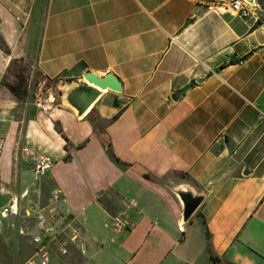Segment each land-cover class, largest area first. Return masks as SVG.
<instances>
[{
  "label": "crops",
  "instance_id": "crops-1",
  "mask_svg": "<svg viewBox=\"0 0 264 264\" xmlns=\"http://www.w3.org/2000/svg\"><path fill=\"white\" fill-rule=\"evenodd\" d=\"M251 4L243 17L194 0H0V193L35 206L27 231L52 212L80 229L49 264H264V9ZM11 58L34 78L24 102L4 84ZM88 70L112 72L121 91L77 116L53 84ZM38 157L53 159L48 176L22 187L18 158ZM172 178L205 195L184 224L158 181ZM6 203L0 227L14 223ZM8 255L0 264H15Z\"/></svg>",
  "mask_w": 264,
  "mask_h": 264
},
{
  "label": "built area",
  "instance_id": "built-area-1",
  "mask_svg": "<svg viewBox=\"0 0 264 264\" xmlns=\"http://www.w3.org/2000/svg\"><path fill=\"white\" fill-rule=\"evenodd\" d=\"M196 3L205 6L207 11L215 13H235L243 17L253 14L256 16V9L252 10L251 1L246 0H194ZM30 105H34L44 111L48 110V106L44 99L35 97L33 94L30 98ZM53 161L48 158L38 157L33 161L32 178L35 179L39 174H42L46 169L50 168ZM52 198L58 196V190L51 191ZM22 198L21 191L9 200V203L3 207L2 214L10 217L17 223V233L26 234L30 237L32 243L31 254L23 261L15 264H49L51 260L52 251L58 254H65L71 245L77 241L80 229L77 226H71L69 219H62L56 212H52V222L41 225L37 231H26L21 227L20 219L25 215H32L36 209L35 206H30L26 211L22 212L20 209V202ZM70 225L69 232L65 233L64 228ZM127 222L119 214L112 216V227L115 230H122L126 228Z\"/></svg>",
  "mask_w": 264,
  "mask_h": 264
},
{
  "label": "water",
  "instance_id": "water-1",
  "mask_svg": "<svg viewBox=\"0 0 264 264\" xmlns=\"http://www.w3.org/2000/svg\"><path fill=\"white\" fill-rule=\"evenodd\" d=\"M53 87L58 95L57 103L71 109L77 116H82L91 108L102 90L120 92L121 82L110 71L99 75L88 70L81 77L57 78ZM171 97L174 98V94ZM158 181L173 195L180 209L181 224L186 223L203 201L204 193L183 178Z\"/></svg>",
  "mask_w": 264,
  "mask_h": 264
},
{
  "label": "rangeland",
  "instance_id": "rangeland-1",
  "mask_svg": "<svg viewBox=\"0 0 264 264\" xmlns=\"http://www.w3.org/2000/svg\"><path fill=\"white\" fill-rule=\"evenodd\" d=\"M259 6L261 8L264 9V0H258ZM21 64L23 67L25 66V64L23 62L19 63ZM14 71L15 68L11 67L8 69V74H6V78L9 79V81L12 82H16V78L14 76ZM23 74L26 76V95L23 97L22 102L26 101V97L28 96V93L32 87V85L34 84L33 81V76H32V72L30 70V67L25 70L23 72ZM5 82H8V80H5ZM33 94V93H32ZM31 94V96H32ZM30 96V98H31ZM29 98V97H28ZM24 123L21 124V126H23ZM7 157V156H6ZM50 160L53 161L52 158H48ZM27 161L23 160L20 163V159L18 158L17 162H16V171H15V176H16V180L18 182H20L21 186H28L31 188H34L37 186V184L40 182V178L41 177H45V175L48 176L49 171L50 170H46L45 174L43 176H40V174L37 176L39 177L38 180H35L32 178V164L31 161L26 163ZM10 165L9 164H3L2 167L4 169V172L7 171V169H9ZM9 167V168H8ZM10 175V173H9ZM49 183L48 188H51V181L49 178H46ZM9 182V177H8V181ZM29 194H27L26 197H24L25 199L29 198L28 196ZM104 200V199H103ZM7 201L6 204L9 203V201L7 200V197L3 194L0 193V208L2 207L3 204H5V202ZM7 221V220H6ZM4 219H2V223L4 222V225H2V227H0V248H2V252L5 255H8L9 257V263L10 260L13 261L15 263L16 259L18 260V262H23L30 254L32 251V243L30 242V237L27 236L26 234H18L17 232V223L14 221V223H9L6 222ZM21 224V223H19ZM27 231V230H26ZM19 236V237H18ZM12 263V262H11Z\"/></svg>",
  "mask_w": 264,
  "mask_h": 264
},
{
  "label": "trees",
  "instance_id": "trees-1",
  "mask_svg": "<svg viewBox=\"0 0 264 264\" xmlns=\"http://www.w3.org/2000/svg\"><path fill=\"white\" fill-rule=\"evenodd\" d=\"M0 48L4 52L8 53V47L1 36H0ZM21 62L25 64L24 67L21 64H19ZM11 67L15 68L13 74L16 78V82H4V84L11 91V93L20 101L26 95V85H25L26 76L23 74V72L27 70L30 67V65L21 58H11L8 64V69ZM113 157L116 161H118V158L115 155H113ZM210 258L212 263L216 259L213 255H211Z\"/></svg>",
  "mask_w": 264,
  "mask_h": 264
}]
</instances>
